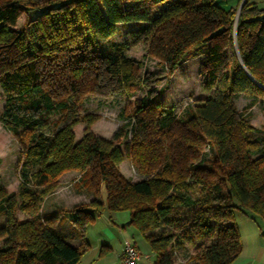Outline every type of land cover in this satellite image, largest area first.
<instances>
[{"label":"trees","instance_id":"obj_1","mask_svg":"<svg viewBox=\"0 0 264 264\" xmlns=\"http://www.w3.org/2000/svg\"><path fill=\"white\" fill-rule=\"evenodd\" d=\"M237 10L217 0H0V121L17 138L23 158L18 194L0 188V264H78L89 247L85 227L103 208L129 212V224L155 255L153 264H174L187 245L192 264L238 258L235 210L254 213L264 224V140L253 138L245 113L258 98L264 103V7L245 1ZM22 14L35 23L33 51L13 29ZM125 22L148 24L137 30L148 38L145 57L169 74L191 51L200 55L204 89L219 87L222 96L198 99L178 113L147 94L134 99L131 136L122 147V130L104 139L86 129L77 140L67 122L46 133L44 118L68 117L101 76L127 96L148 85L144 62L127 54V42L106 53L93 47ZM237 94L250 98L244 110L236 109ZM125 159L141 179L120 171ZM69 171L79 174L77 188L93 195L66 209L78 230L77 247L56 228L57 215L38 214L43 197ZM17 208L31 217L18 222ZM223 220L227 224H216Z\"/></svg>","mask_w":264,"mask_h":264},{"label":"rangeland","instance_id":"obj_2","mask_svg":"<svg viewBox=\"0 0 264 264\" xmlns=\"http://www.w3.org/2000/svg\"><path fill=\"white\" fill-rule=\"evenodd\" d=\"M160 8L159 6L155 7L152 11V15H156ZM30 17H32V15L22 14L13 27L15 31L19 32L24 37L27 51H33L36 46H38L37 37L33 31L35 23ZM117 26L118 30L113 36L106 40H98L94 43L93 47L106 53L112 50L113 44L123 41L127 42V54L136 60H143L144 62L141 72L148 75V85L138 87L131 96H127L118 91L117 85L111 79L101 76L95 91L81 96L76 102V108L69 112L68 117L67 115L57 113L44 118L45 126L43 129L46 133L49 134L54 132L67 122H73V131L77 140L82 137L86 129H89L94 134L104 139H110L116 131L122 130V132L127 135V137H121L119 140V146L122 147V144L131 136L130 129L133 119L130 118V115L132 114L131 106L133 105L134 99L147 94L151 96L153 100L160 101L167 107L172 108L174 113H178L185 108L187 104H191L198 99L222 96L223 93L220 91L219 87H214L210 90L204 89L203 79L199 75L198 64L201 59L200 55L191 51L182 59L174 72L169 74L165 70L164 65L160 62L145 57L148 38L145 37L143 33H138L137 30L141 26H148L147 23L125 22ZM129 33H133V35H131L132 37L129 36ZM233 101L236 109L241 111L246 108L249 99L247 95L237 94L234 95ZM260 103L261 99L258 98L257 102L250 109L245 110L249 123L255 128L252 136L258 141L264 140V103ZM4 105L5 95L0 88V114ZM121 112L124 116L123 118L121 117ZM204 151V160H207L210 155V150L205 147ZM22 160L21 148L17 138L12 133L8 132L0 121V188L7 193L18 194V188L22 182ZM125 160L122 164L124 162L126 164L120 166V171L132 181L141 179L142 175L138 174L136 170L130 166L129 160ZM78 175L76 171H69L62 174L58 180L59 184L55 191L43 197L38 214L47 216L52 215L48 213V210L53 204L57 205L59 209L67 205L70 206L72 204L71 202L76 199V197H74V190L77 188V182L74 183V179H76ZM105 197V191L102 190L100 198L103 202H105ZM103 210L99 214L102 216L100 218H106L105 215L103 216L104 211L109 214L107 215L108 217L110 216L109 212H111L112 215L126 214L125 212H127L126 210H118L113 213V211L107 208ZM59 211L62 212L61 214H58L59 212L56 214L59 217L58 222L66 229L71 227L72 231L73 221L71 222L70 220L72 216L65 210L63 211V209ZM182 215H184V213H182ZM14 216L18 222L25 221L31 217L29 213H25L18 208L15 209ZM4 220V216L0 215V227L4 224ZM227 222L228 221L223 220L216 224H227ZM234 223L239 230L242 251L232 264H264V224L261 218L254 213L245 215L235 210ZM73 231H77L75 225ZM190 233L193 235L195 244H198L199 239L196 237L195 231L191 230ZM143 240L141 241L142 244H139V247L145 244L143 242L146 241L145 239ZM2 243L3 240H0V244ZM192 249V245H187L184 251L175 255L174 264H192ZM148 251L152 252L150 247L147 252Z\"/></svg>","mask_w":264,"mask_h":264},{"label":"crops","instance_id":"obj_3","mask_svg":"<svg viewBox=\"0 0 264 264\" xmlns=\"http://www.w3.org/2000/svg\"><path fill=\"white\" fill-rule=\"evenodd\" d=\"M218 3L224 8L228 7H237L241 5L243 0H217ZM250 3H255L259 7H264V0H246ZM250 100V98L248 97ZM126 161V160H125ZM129 163V162H128ZM123 164H126L125 162ZM122 162L119 164V168L123 165ZM130 166H132L130 164ZM133 167V166H132ZM134 169V167H133ZM78 177H76L77 179ZM74 179V181H76ZM60 190V189H59ZM58 190V191H59ZM56 191V192H58ZM61 191V190H60ZM74 194L76 199L71 202L70 206H66L63 211L74 204L79 203H88L92 200L93 195L89 193L85 188H76L74 190ZM57 208V205L53 204L51 208L48 210V213L52 215L61 214L62 211ZM117 212V211H113ZM104 213V214H103ZM103 216L106 218H100L102 216L96 215L95 218L86 225L84 230V238L87 241L89 247L87 251H85L79 261L78 264H120L121 253L123 250V241L124 239H131L136 245L137 250L143 254L142 264H153L154 254L152 252H147L149 250V246L146 242L143 246L139 247V244H142V240L144 239L142 234L132 225L129 224V212H125L126 214H111L108 217L105 211L103 212ZM104 219V220H102ZM72 222V218L70 217ZM74 223L72 222V231L71 227L66 229L64 226L57 221L56 228L62 231L65 235L68 236V241L72 246L77 247L80 243L78 230H74ZM77 229V228H76ZM139 241V242H138ZM144 241V240H143ZM147 244V245H146ZM102 251V252H101ZM152 253V254H151Z\"/></svg>","mask_w":264,"mask_h":264},{"label":"built area","instance_id":"obj_4","mask_svg":"<svg viewBox=\"0 0 264 264\" xmlns=\"http://www.w3.org/2000/svg\"><path fill=\"white\" fill-rule=\"evenodd\" d=\"M143 257L146 256L137 250L133 240L124 239L120 264H142Z\"/></svg>","mask_w":264,"mask_h":264},{"label":"water","instance_id":"obj_5","mask_svg":"<svg viewBox=\"0 0 264 264\" xmlns=\"http://www.w3.org/2000/svg\"><path fill=\"white\" fill-rule=\"evenodd\" d=\"M245 1H246V0H243V1H242L241 5H240L239 8H238V11L240 10L241 6L243 5V3H244Z\"/></svg>","mask_w":264,"mask_h":264}]
</instances>
